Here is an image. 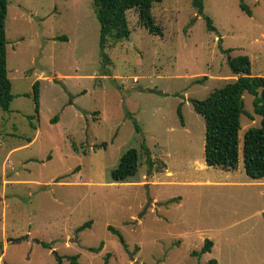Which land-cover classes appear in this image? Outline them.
<instances>
[{
    "label": "rangeland",
    "instance_id": "obj_1",
    "mask_svg": "<svg viewBox=\"0 0 264 264\" xmlns=\"http://www.w3.org/2000/svg\"><path fill=\"white\" fill-rule=\"evenodd\" d=\"M151 12L162 36L129 9V37L109 39L103 56L93 0H7L0 264H264V178L245 173L242 154L245 131L260 125L253 96H242L233 170L206 164L191 103L237 77L228 55H247L264 77V0H203L202 14L191 0H162ZM131 147L136 173L114 180ZM207 238L210 252L193 255Z\"/></svg>",
    "mask_w": 264,
    "mask_h": 264
},
{
    "label": "trees",
    "instance_id": "obj_2",
    "mask_svg": "<svg viewBox=\"0 0 264 264\" xmlns=\"http://www.w3.org/2000/svg\"><path fill=\"white\" fill-rule=\"evenodd\" d=\"M162 0H93L94 11L100 25L99 47L101 55L105 56L104 48L109 39H127L131 33L128 26L127 11L137 9L139 21L149 33L163 35L161 26L155 23L151 9L155 2ZM192 6L199 14L203 13V0H191ZM248 15L251 11L246 4L240 3ZM7 0H0V108L7 110L13 99L11 81L6 69V33L5 18ZM207 29L213 30L214 26L210 17L205 16ZM55 39L66 40V36H57ZM230 49L223 50L229 52ZM230 71L237 77L226 82L222 87L212 91L206 98L192 100L193 110L202 115L205 122L204 159L207 165L225 170H233L238 163V131L240 129V116L244 113L243 94L250 93L252 98L253 113L260 116V125L249 127L243 136L242 154L245 173L255 179L264 178V77L251 75V63L247 55H228L227 60ZM205 76H203L204 79ZM195 82H202L197 78ZM39 82L32 84V94L38 107ZM180 122L184 125L181 113V103L177 107ZM251 117V115L249 114ZM56 120V117H55ZM135 128L138 129L134 120ZM106 143H102L105 146ZM147 154L148 174H151L154 162L150 158L149 149L142 146ZM138 150L134 147L127 149L119 158L118 164L111 170L114 180H125L134 175L138 169ZM91 221L80 225L77 230L89 226ZM118 236L121 235L110 227ZM212 240L205 239L199 251L193 255L210 252ZM103 243L97 248L99 250ZM76 256L69 257L74 260ZM60 260V258H58ZM211 259L207 264H215Z\"/></svg>",
    "mask_w": 264,
    "mask_h": 264
},
{
    "label": "crops",
    "instance_id": "obj_3",
    "mask_svg": "<svg viewBox=\"0 0 264 264\" xmlns=\"http://www.w3.org/2000/svg\"><path fill=\"white\" fill-rule=\"evenodd\" d=\"M8 182V181H7Z\"/></svg>",
    "mask_w": 264,
    "mask_h": 264
}]
</instances>
